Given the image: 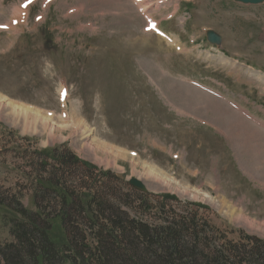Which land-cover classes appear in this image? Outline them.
<instances>
[{"label": "rangeland", "instance_id": "374dc122", "mask_svg": "<svg viewBox=\"0 0 264 264\" xmlns=\"http://www.w3.org/2000/svg\"><path fill=\"white\" fill-rule=\"evenodd\" d=\"M22 1L0 0V189L35 210L33 165L63 146L111 170L108 192L116 204L128 197L135 218L158 222L196 202L227 241L264 239V2L138 3L173 47L144 31L135 0H35L25 11ZM210 28L222 50L205 40ZM12 102L50 119L30 127L11 116ZM77 114L81 128H60ZM8 232L0 218V242Z\"/></svg>", "mask_w": 264, "mask_h": 264}, {"label": "trees", "instance_id": "16d2710c", "mask_svg": "<svg viewBox=\"0 0 264 264\" xmlns=\"http://www.w3.org/2000/svg\"><path fill=\"white\" fill-rule=\"evenodd\" d=\"M40 155L33 165L35 210L20 193L0 189V217L11 235L0 242V264H264V239L227 241L225 228L199 214L208 206L190 202L158 222L135 218L128 197L116 204L108 192L111 170L63 146Z\"/></svg>", "mask_w": 264, "mask_h": 264}, {"label": "bare ground", "instance_id": "6f19581e", "mask_svg": "<svg viewBox=\"0 0 264 264\" xmlns=\"http://www.w3.org/2000/svg\"><path fill=\"white\" fill-rule=\"evenodd\" d=\"M146 35V34H145ZM150 35V34H149ZM157 36V35H156ZM184 49V48H183ZM212 90V89H211ZM200 96V95H199ZM218 96V95H217ZM203 97H205V96H203ZM68 98H69V96H68ZM205 99H207V98H205ZM67 100H69V99H67ZM196 100V99H195ZM63 103V102H62ZM205 103V102H204ZM9 104H11L8 108H10V114H11V116L12 115H15V114H17V116L15 117V118H20V115L21 114H24V116H23V120H24V122L26 123V124H28L30 127H33V125H36L37 124V121H41V122H44L45 124H46V120H48V119H50V117L49 116H47V115H41V113H39V112H37V111H31L30 109H28V108H26V107H24V106H22V105H19V104H16V103H14V102H12V103H9ZM65 104V103H64ZM77 113V112H76ZM75 114V113H74ZM73 114V115H74ZM51 115V114H50ZM64 115V114H63ZM72 115V114H71ZM70 115V116H71ZM79 116V117H78ZM73 118V117H72ZM71 117H67L66 119L64 118H60V120H61V122L62 123H59V125H60V128H62V127H65V126H68V125H66V124H69V123H73V128H75V129H78L79 127L81 128L82 127V121L83 120H80L81 118H80V115L79 114H77V119H76V123L74 122V120H73V122H71V120L70 119H72ZM231 118V117H230ZM229 118V119H230ZM66 123V124H65ZM85 123V122H84ZM72 125V124H71ZM35 127V126H34ZM70 127H72V126H70ZM84 132L86 131L85 129L83 130ZM82 131V132H83ZM88 132V131H87ZM87 132H85V133H87ZM92 145V144H91ZM97 146H98V143H97ZM149 171H155V170H152V168H149Z\"/></svg>", "mask_w": 264, "mask_h": 264}, {"label": "water", "instance_id": "95a60500", "mask_svg": "<svg viewBox=\"0 0 264 264\" xmlns=\"http://www.w3.org/2000/svg\"><path fill=\"white\" fill-rule=\"evenodd\" d=\"M239 1H242L244 3H258V2H261L262 0H239ZM207 34H208V39L211 42L218 43V44L220 43L221 37L218 34H216L214 31L210 30L208 31ZM130 183L134 185L135 187H137L138 189H140L141 191H144V192L147 191V188L145 187L144 183L138 180L137 178L130 179Z\"/></svg>", "mask_w": 264, "mask_h": 264}, {"label": "snow or ice", "instance_id": "6c2138e0", "mask_svg": "<svg viewBox=\"0 0 264 264\" xmlns=\"http://www.w3.org/2000/svg\"><path fill=\"white\" fill-rule=\"evenodd\" d=\"M25 6H27V5H25ZM0 27H6V26H4V25H0ZM65 95H66V90H65V93H64Z\"/></svg>", "mask_w": 264, "mask_h": 264}]
</instances>
